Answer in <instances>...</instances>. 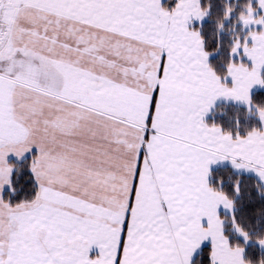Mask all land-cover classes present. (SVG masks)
<instances>
[{
  "label": "snow or ice",
  "instance_id": "snow-or-ice-1",
  "mask_svg": "<svg viewBox=\"0 0 264 264\" xmlns=\"http://www.w3.org/2000/svg\"><path fill=\"white\" fill-rule=\"evenodd\" d=\"M0 264H264V0H0Z\"/></svg>",
  "mask_w": 264,
  "mask_h": 264
}]
</instances>
